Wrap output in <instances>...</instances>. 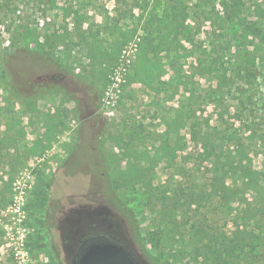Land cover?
<instances>
[{"label": "rangeland", "instance_id": "obj_1", "mask_svg": "<svg viewBox=\"0 0 264 264\" xmlns=\"http://www.w3.org/2000/svg\"><path fill=\"white\" fill-rule=\"evenodd\" d=\"M243 1L241 22L219 0H189L166 43L157 19L168 0H0V264H77L96 233L140 264H208L193 220L218 238L236 240L246 221L262 230L264 188L222 203L219 166L201 153L205 140L264 172V17ZM59 71L69 87L51 77ZM180 103L192 119L172 153ZM93 107L96 128L81 129Z\"/></svg>", "mask_w": 264, "mask_h": 264}, {"label": "trees", "instance_id": "obj_2", "mask_svg": "<svg viewBox=\"0 0 264 264\" xmlns=\"http://www.w3.org/2000/svg\"><path fill=\"white\" fill-rule=\"evenodd\" d=\"M169 8L164 11L157 19V27L159 31H163L164 41L174 43L176 36L179 31L183 28L185 21L188 18V3L189 0H168ZM205 4H210L214 0H203ZM224 7L229 9L230 17L232 19H238L241 22L245 21L242 16V7L245 4L243 0H219ZM256 9L258 15L264 17V0L256 1ZM172 37V38H171ZM192 119L191 109L188 108L184 103L173 108L172 114V153L177 150L183 149L182 129L189 126ZM192 138L197 140L198 134L195 128H191ZM170 138V132L166 134L165 143ZM203 146L205 153V159H212L214 164L219 166L221 171V178L223 179L222 186V203L230 205V203L239 201H248L247 192L249 190H263L264 188V172L255 168H239L238 163L234 160L226 158L222 160L220 155L206 145V141ZM165 150V147H162ZM214 151V152H213ZM127 172L133 176L138 175L137 168L131 170L127 169ZM234 177L232 183H227L228 177ZM194 195V192L192 193ZM176 205L172 204V210H175ZM261 214L264 216V208L261 210ZM242 219H246L245 216ZM254 219L257 221L261 220L262 217L257 219V214L248 216L247 218ZM176 221V220H175ZM129 226H133V221L129 219ZM132 223V225H131ZM249 223L246 221L242 224L241 234L236 240L233 238H218L214 233L210 232L213 229L212 224H207L205 220L192 221L189 225V230H194L196 235V243H198V257H201L205 263L208 264H258L259 256L261 255L257 248L264 249V227L262 230L259 228V232H252L253 229H245V226ZM177 225V224H176ZM239 224L238 227H240ZM228 248V250L226 249ZM226 249V250H225ZM264 263V262H263Z\"/></svg>", "mask_w": 264, "mask_h": 264}, {"label": "water", "instance_id": "obj_3", "mask_svg": "<svg viewBox=\"0 0 264 264\" xmlns=\"http://www.w3.org/2000/svg\"><path fill=\"white\" fill-rule=\"evenodd\" d=\"M87 248L91 252L84 264H140L126 246L106 233H96L83 240L78 256Z\"/></svg>", "mask_w": 264, "mask_h": 264}, {"label": "flooded vegetation", "instance_id": "obj_4", "mask_svg": "<svg viewBox=\"0 0 264 264\" xmlns=\"http://www.w3.org/2000/svg\"><path fill=\"white\" fill-rule=\"evenodd\" d=\"M51 77L56 81L58 82L59 84L61 85H65L66 87H69V85L71 84H68V80L70 78V74L67 73V72H63V71H59V72H55L51 75ZM74 88V87H72ZM71 100L77 102L78 101V98L77 97H73ZM76 107V106H75ZM97 116V109L96 107H93V108H88L86 109V113L83 115L82 119L80 120L79 124L81 126V129L83 128V126H85V124L87 123L88 119L90 120H93L94 121V118ZM95 122V121H94ZM90 126L93 127V128H96V122L95 123H90ZM99 138V136H97L96 134V130L93 131V135H91L88 139H89V144L87 145L88 148L91 150V152H93L96 148H97V145L95 144L97 139ZM95 170H99V167L96 166V165H93V172H95ZM89 237V236H88ZM87 237V238H88ZM86 239V238H85ZM83 239V240H85ZM83 240L81 241V244L83 242ZM80 244V245H81ZM80 247V246H79ZM79 250V249H78ZM91 252V249L87 248L84 253L80 256H78V252H77V264H84L89 253Z\"/></svg>", "mask_w": 264, "mask_h": 264}, {"label": "built area", "instance_id": "obj_5", "mask_svg": "<svg viewBox=\"0 0 264 264\" xmlns=\"http://www.w3.org/2000/svg\"><path fill=\"white\" fill-rule=\"evenodd\" d=\"M129 56H130V51H128L127 52V57L125 58V60L127 61V62H129L130 61V58H129ZM122 68V67H121Z\"/></svg>", "mask_w": 264, "mask_h": 264}]
</instances>
